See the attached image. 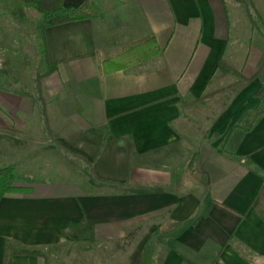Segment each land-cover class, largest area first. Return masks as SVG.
Wrapping results in <instances>:
<instances>
[{
	"label": "crops",
	"instance_id": "1",
	"mask_svg": "<svg viewBox=\"0 0 264 264\" xmlns=\"http://www.w3.org/2000/svg\"><path fill=\"white\" fill-rule=\"evenodd\" d=\"M251 2L264 34V0ZM236 5L104 0L45 30L52 139L36 100L0 90V169L16 176L66 153L55 140L89 162L94 189L19 183L29 192L0 200V264L5 251L6 264H264L261 80L187 104L237 82L220 60L244 78L264 62V39ZM146 36L158 55L100 73Z\"/></svg>",
	"mask_w": 264,
	"mask_h": 264
},
{
	"label": "rangeland",
	"instance_id": "2",
	"mask_svg": "<svg viewBox=\"0 0 264 264\" xmlns=\"http://www.w3.org/2000/svg\"><path fill=\"white\" fill-rule=\"evenodd\" d=\"M103 1L88 0L84 9L88 16L96 15ZM225 2L227 5L232 2L238 4L237 0ZM238 7L242 9L239 4ZM253 14L260 22L259 16L255 12ZM40 22L41 15L33 8L18 0H0V87L29 92L34 87V79L45 72L41 34L37 30ZM260 102V108L264 110V101ZM30 162L16 171L17 177L29 183L62 185L82 192L94 189L86 166L68 153L51 152L49 159L34 162L32 166Z\"/></svg>",
	"mask_w": 264,
	"mask_h": 264
},
{
	"label": "trees",
	"instance_id": "3",
	"mask_svg": "<svg viewBox=\"0 0 264 264\" xmlns=\"http://www.w3.org/2000/svg\"><path fill=\"white\" fill-rule=\"evenodd\" d=\"M18 1H20L26 7L33 8L39 15H41V22L39 23L37 30H39L41 34L40 36H41V43H42V49H43V56H44L46 64H47V48H46V41H45V30L48 27L62 25L65 23L73 22V21H79V20L89 17L88 14L84 10L85 6L87 5L88 0H18ZM237 2L242 7L250 26L256 29L259 35L264 39V34L261 32L259 28V24L256 21L254 14H253L255 11L253 9V4L251 0H237ZM261 24L263 25L262 22ZM158 54H159V49L157 48L155 38L153 36H146L114 52L111 58L107 60H102L99 63V69H101L100 73L104 74V73L121 70V69L126 68V66L129 63H131L133 60L145 61ZM53 71H54V68L50 67L47 74ZM216 71L219 72L221 76H226L230 74V75L235 76L238 80L237 82L227 86L224 89H220L212 93L205 94L199 97L198 99L191 100L187 103L188 105L202 102L207 98L216 96L222 93L225 89L233 88L239 83L249 84L251 81H253L258 76L261 80V87L257 90L255 94V98L259 99L262 102L264 101V62L261 64L257 73L251 78L242 77V75L240 74L238 70H236L233 66L226 64L223 60H220L219 63L217 64ZM43 77H44V74L39 75L35 78L33 94L27 91L18 90V89L6 90L2 87H0V90H4L13 95L36 100L40 106V112H41V117H42L45 132L52 139L48 108H47V101L43 94L42 83H41ZM261 114H264V113L258 112L256 115L260 116ZM249 129L250 127L246 128L245 130L248 131ZM53 142L60 149L66 151V153H69L72 157H74L75 159L83 163L91 174L92 167L85 158L77 154H74L72 152H69L64 147L60 146V144H58L55 140H53ZM249 163L253 165L251 161H249ZM255 172L260 173V174L263 173L257 169H255ZM261 178L264 180V175L261 176ZM23 181L24 180L22 178L15 176L10 168L0 169V200L6 194L28 193L29 189L18 186V184ZM16 254L17 255L43 256L39 252L28 251V250H19L16 252ZM6 263H7V252L5 251L3 264H6Z\"/></svg>",
	"mask_w": 264,
	"mask_h": 264
}]
</instances>
